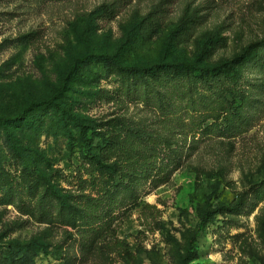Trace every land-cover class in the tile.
<instances>
[{
  "label": "rangeland",
  "instance_id": "1",
  "mask_svg": "<svg viewBox=\"0 0 264 264\" xmlns=\"http://www.w3.org/2000/svg\"><path fill=\"white\" fill-rule=\"evenodd\" d=\"M21 113L0 264H264V0H0V117Z\"/></svg>",
  "mask_w": 264,
  "mask_h": 264
},
{
  "label": "trees",
  "instance_id": "2",
  "mask_svg": "<svg viewBox=\"0 0 264 264\" xmlns=\"http://www.w3.org/2000/svg\"><path fill=\"white\" fill-rule=\"evenodd\" d=\"M259 44H257L255 46V49H253L254 51H251L249 53L250 54H255V52L257 51V53L260 51V49H258ZM245 53H242L240 57H237L236 60H241L242 57H245ZM95 58V59H99V60H111L112 62H115L116 64H118V66H120L121 68L125 69V70H129V71H135L137 74L140 75H149V76H153L155 75L159 69H169V68H173V69H179L181 73H183L186 76H190V77H197L198 73L201 72V75L203 76V79L205 82L211 84L215 81H219L220 76L225 75L227 76V69H223L222 66H215V67H210V66H205V67H198L196 65L193 64H185V63H171V62H159V63H155L149 66H122L119 64V62L117 61V59L114 56L108 55V54H94V55H89L85 58H83V60H86L88 58ZM246 58H248V55L246 56ZM82 60H79L75 63V65L73 66L74 68H77L78 64L81 62ZM235 74H231L227 77H233ZM240 88L234 90H231V95H232V102H235V108L234 111L235 113H238V111H240L244 105L245 99L242 95V93L240 92ZM45 103L47 104H51L53 105L56 109H59L63 114H71L64 105H62L60 102L55 101L53 99H48L47 101H45ZM234 113V114H235ZM25 115V113H21L20 115H18V117H14V118H4V117H0V124L7 126L8 124H11L13 122H15L16 120L20 119L21 117H23ZM82 127V126H81ZM83 137L86 143L87 148H90V139L88 138V136L86 135V133H83ZM99 165L102 168H111L112 165H108L105 164L103 162H99Z\"/></svg>",
  "mask_w": 264,
  "mask_h": 264
}]
</instances>
